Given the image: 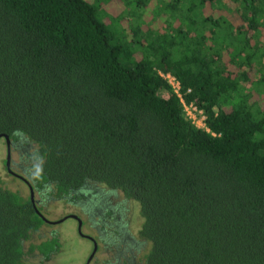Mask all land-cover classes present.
<instances>
[{
	"label": "trees",
	"instance_id": "16d2710c",
	"mask_svg": "<svg viewBox=\"0 0 264 264\" xmlns=\"http://www.w3.org/2000/svg\"><path fill=\"white\" fill-rule=\"evenodd\" d=\"M118 1L128 29L114 0H0V136L50 198L135 203L142 264H264V0H228L236 22L226 0ZM45 223L0 180V264H24Z\"/></svg>",
	"mask_w": 264,
	"mask_h": 264
},
{
	"label": "rangeland",
	"instance_id": "374dc122",
	"mask_svg": "<svg viewBox=\"0 0 264 264\" xmlns=\"http://www.w3.org/2000/svg\"><path fill=\"white\" fill-rule=\"evenodd\" d=\"M225 3L230 6L233 10H231L228 17L232 22H236L238 20V15L231 2L226 0ZM153 4V3H152ZM109 10H113V14L116 16L123 15L127 16V21H122L121 25L128 29L127 24L129 22H134V16L128 15L130 14V10L136 11L137 8L134 4L129 7L123 5L122 1L114 0V2L109 3L106 6ZM152 5H150V9H152ZM119 23V22H118ZM117 28V24H115ZM117 31V29H115ZM264 36H262V39ZM259 76L256 77L258 79ZM162 96L167 97L169 92L165 89L161 91ZM18 151V150H16ZM14 151L11 154L12 161V169L15 173L22 175L23 177L30 178V174L28 173L29 166H23L18 159V152ZM5 156H6V146L3 139H0V180L2 183L13 191H19L23 196H29V189L27 185L19 178L10 175L7 173L5 168ZM100 190H103L102 193L107 198L100 199V203H108L113 209L118 205L119 211H116L121 215L122 220L125 225H129L131 230L133 226L130 221H133L137 218V230L141 224V217L138 212L137 205L132 203L130 200L124 199V197L117 193H111V191L106 188H102L101 186H96ZM95 187V188H96ZM93 191V190H91ZM35 199L38 200V207L40 208L42 214L49 221H57L62 220L57 223H45L42 225L41 229L34 234L31 241L26 242L24 245L25 256H24V264H87L88 259L90 258L93 247L91 242L86 237H93L98 240V245L100 247L101 242L98 237L100 234L99 230H97L98 226L101 228L99 221L100 218L96 215V209L93 206L88 205L82 199H76L74 202L69 199H53L50 198L47 194H45V198L41 197L39 194L35 196ZM44 199V200H43ZM98 199V200H99ZM99 206L100 204L97 203ZM68 214H76L82 219L83 225L81 231L83 234L88 235L86 237H81L77 232L76 221L72 219V217H68L64 219V216ZM111 214H115V212H111ZM91 216H95L94 219L90 218ZM97 227V228H96ZM98 228V229H99ZM56 237L60 243L59 251L54 253L50 259L44 260V258L39 255L37 251H29L30 243H39L42 240L47 238ZM148 247V243L145 244V251ZM107 256L102 253V250H98L94 256V262H105V258ZM143 259V258H142Z\"/></svg>",
	"mask_w": 264,
	"mask_h": 264
},
{
	"label": "flooded vegetation",
	"instance_id": "af4514ba",
	"mask_svg": "<svg viewBox=\"0 0 264 264\" xmlns=\"http://www.w3.org/2000/svg\"><path fill=\"white\" fill-rule=\"evenodd\" d=\"M0 139H3V137H1ZM3 140L5 142V139ZM5 146H6V156H5V162H6V157H7L6 143H5ZM9 146H10V165L9 166H10V169L13 171L11 154L17 149L15 148V145L12 142L9 143ZM16 152H19V151H16ZM18 159H19V162H21L22 164L25 163V160L20 153H18ZM7 173L21 179L27 185L29 189V196H30V188L26 182L28 181V183L32 187V182L30 181V178L28 179L15 172L9 173L7 171ZM20 176L24 178L26 181L23 180ZM91 190L89 189L80 190V191L75 192L76 194L75 196L73 195L72 197V195H68L67 197L64 198V199L72 200L73 202L76 199L78 200L82 199L83 202L85 201L87 203V206L90 205L96 209V215H98V217L100 218L99 224L101 228H99V226H98L99 229L96 227L97 230H99L98 234H100L98 237L99 241L101 242L100 247L98 245V240H96L95 238L86 237L88 235H85V234L80 235L81 237H86L91 242L93 248H94V245H96V250L87 264H142V258L146 252L144 246L147 242L141 239L137 234V218H135L133 221H130L134 229V230H131V228H129L130 224L125 225L124 221L121 218V215L116 211V209L119 211L118 205L115 206V209H113L108 203H100L99 202L100 197L101 199L107 198V196L103 195L102 193L103 190H100L98 187L95 188L94 186L92 187ZM111 193L117 194V192H113V191H111ZM38 194L41 197L45 198L46 193L45 192L40 193L38 190L33 189V197L37 205H38V200L35 199V196ZM97 203H99L100 205L98 206ZM111 212H115V214H111ZM69 215L71 214H68L66 216H69ZM76 216L80 218L78 215ZM94 217L95 216H91L90 218L94 219ZM72 219H74L76 221V225H78L77 219L75 218H72ZM82 225H83V221L81 224V228H82ZM99 249L102 250V253L107 256L105 258L106 259L105 262L96 261L94 263H91L92 260H94V256L96 252H98ZM52 255L53 254H51V256Z\"/></svg>",
	"mask_w": 264,
	"mask_h": 264
},
{
	"label": "built area",
	"instance_id": "2783aa9c",
	"mask_svg": "<svg viewBox=\"0 0 264 264\" xmlns=\"http://www.w3.org/2000/svg\"><path fill=\"white\" fill-rule=\"evenodd\" d=\"M160 75L166 80V82L171 86L173 92L179 98L185 117H187L192 123L197 127H205V115L203 110L199 109L194 101L187 102L184 98L182 92V86L178 79H176L171 73L159 72ZM190 89L186 90V93H189Z\"/></svg>",
	"mask_w": 264,
	"mask_h": 264
},
{
	"label": "water",
	"instance_id": "95a60500",
	"mask_svg": "<svg viewBox=\"0 0 264 264\" xmlns=\"http://www.w3.org/2000/svg\"><path fill=\"white\" fill-rule=\"evenodd\" d=\"M1 137H3L4 139H5V143H6V145H7V157H6V162H5V166H6V170L9 172V173H14L11 169H10V146H9V143H10V141H9V139H8V136H0V138ZM21 177V176H20ZM22 178V177H21ZM23 180H25L24 178H22ZM26 181V180H25ZM27 182V184H28V186H29V188H30V201L32 202V204H33V206H34V208H35V211H36V213L37 214H39L40 216H41V218L43 219V221L44 222H46V223H57V222H60V221H62L61 219L60 220H58V221H49L48 219H46L43 215H42V213L37 209V207H36V203H35V201H34V197H33V189H32V187H31V185L28 183V181H26ZM67 217H72V218H75V219H77V222H78V225H77V232H78V234L79 235H83V233H82V231H81V224H82V221H81V219L80 218H78L76 215H74V214H71V215H69V216H66V217H64V219L65 218H67ZM95 250H96V245H94V248H93V252H92V254H91V256H90V258L88 259V261L91 259V257H92V255L94 254V252H95Z\"/></svg>",
	"mask_w": 264,
	"mask_h": 264
}]
</instances>
